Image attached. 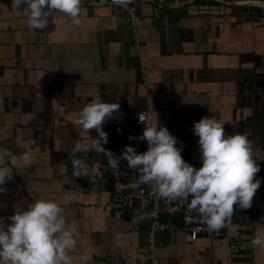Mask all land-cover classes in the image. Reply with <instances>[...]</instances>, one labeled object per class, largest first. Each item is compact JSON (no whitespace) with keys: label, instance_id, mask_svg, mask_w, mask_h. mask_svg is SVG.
Wrapping results in <instances>:
<instances>
[{"label":"crops","instance_id":"obj_1","mask_svg":"<svg viewBox=\"0 0 264 264\" xmlns=\"http://www.w3.org/2000/svg\"><path fill=\"white\" fill-rule=\"evenodd\" d=\"M230 1L166 0L158 18L142 3L133 9L136 28L117 7L83 1L80 25L54 12L41 30L27 25L24 6L16 10L13 0H0V147L31 153V162L3 186L0 217L53 198L79 224L73 264H153L144 249V211L137 204L128 210L109 205L117 184L99 169L108 157L96 150V130L84 131L77 119L93 99L119 102V112L103 125V147L121 156L126 146L147 151V141L129 129L134 111L150 109L198 169L194 124L214 115L227 133H247L262 159L255 139L264 136V0ZM77 142L87 166L80 177L71 158ZM95 183L93 192L62 190ZM236 207L247 213L194 241L180 228L155 233L156 264H264V247L251 245L264 224V187L250 209ZM232 249L248 256L234 258Z\"/></svg>","mask_w":264,"mask_h":264},{"label":"clouds","instance_id":"obj_2","mask_svg":"<svg viewBox=\"0 0 264 264\" xmlns=\"http://www.w3.org/2000/svg\"><path fill=\"white\" fill-rule=\"evenodd\" d=\"M130 2L113 0L121 6ZM82 4L83 0H13L12 7L19 10L24 6L27 25L42 30L54 12L68 18L71 24L80 25ZM119 110V102L93 99L82 108L77 119L84 131L96 130V150L108 157L111 168L118 169L122 161H127V167L138 172L140 183L149 185L169 202L191 197L189 210L200 214L209 231L231 226L236 206L252 207L261 187V180L256 178L261 168L247 133H227L225 122L214 115L200 119L193 129L199 137L202 160V167L197 169L185 161L177 138L161 126L158 118L146 124L139 116L145 126L139 139L147 141V151L138 153L134 147L126 146L121 156H113L112 151L103 147L108 143L103 125ZM16 142L19 144L20 139ZM79 151L77 142L71 154L76 177L87 175L85 160L77 155ZM30 162V152L17 155L0 147V193L6 191L3 186L13 179V173L19 174L22 166ZM78 236V222L69 220L57 200L37 198L27 210L17 207L13 215L0 217V264H73L70 253L77 247ZM251 245L264 247V224H258Z\"/></svg>","mask_w":264,"mask_h":264},{"label":"built area","instance_id":"obj_3","mask_svg":"<svg viewBox=\"0 0 264 264\" xmlns=\"http://www.w3.org/2000/svg\"><path fill=\"white\" fill-rule=\"evenodd\" d=\"M88 5L91 6H105L113 5L117 7L119 13L126 16L128 23L133 28H136L138 20L133 14V9L142 4L148 3L153 9V14L156 18L160 17L161 10L166 0H131L126 6L116 5L113 0H85ZM137 45V43H136ZM139 116H141L145 123L154 121L155 118L150 109L138 110L132 113V125L129 129L131 136L141 137L144 130V124L141 123ZM255 145L257 148L264 151V136H258L255 139ZM185 161L191 164L192 160L188 157H183ZM261 168V173H264V157L257 161ZM100 171L108 174L109 177L117 184L115 190L110 194L109 205L116 209L128 210L135 204L139 205L144 211V214L148 220V230L146 232V241L144 249L149 253L152 263H157L155 256L156 240L155 233L172 232L176 229H183L186 231L190 240L194 241L198 239L200 235L211 233L207 228V225L203 223L202 217L196 211L189 210V204H183L179 200L169 202L160 198L156 193L152 191L149 185L139 182V174L137 171L128 168L126 165L119 166L118 169H113L108 163L99 164ZM131 183H130V182ZM125 184H129L128 188ZM261 186L264 187V178L261 180ZM97 189V183L92 186H76L69 184L62 190L66 193L73 192H93ZM176 213H181L180 222L173 221L169 216H173ZM247 212L240 211L235 207L234 216L232 221L245 215ZM163 215L167 217H163ZM240 243V242H237ZM235 243V244H237ZM231 256L234 258H240L248 256L241 251H235L232 249Z\"/></svg>","mask_w":264,"mask_h":264},{"label":"water","instance_id":"obj_4","mask_svg":"<svg viewBox=\"0 0 264 264\" xmlns=\"http://www.w3.org/2000/svg\"><path fill=\"white\" fill-rule=\"evenodd\" d=\"M83 1H85V0H83ZM217 1L225 2V3H227V2H233V1H230V0H217ZM110 183L112 184L113 181L111 180ZM163 217H167V216L163 215ZM169 218H171L173 221L180 222L181 213H176L173 216H169ZM157 233H159V232H157ZM156 234H155V236H156Z\"/></svg>","mask_w":264,"mask_h":264}]
</instances>
